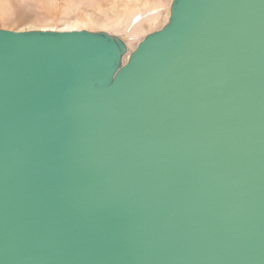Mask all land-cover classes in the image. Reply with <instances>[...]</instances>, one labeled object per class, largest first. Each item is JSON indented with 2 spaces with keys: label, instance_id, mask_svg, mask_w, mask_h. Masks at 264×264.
<instances>
[{
  "label": "water",
  "instance_id": "water-1",
  "mask_svg": "<svg viewBox=\"0 0 264 264\" xmlns=\"http://www.w3.org/2000/svg\"><path fill=\"white\" fill-rule=\"evenodd\" d=\"M128 52L0 28V264H264V0Z\"/></svg>",
  "mask_w": 264,
  "mask_h": 264
},
{
  "label": "rangeland",
  "instance_id": "rangeland-1",
  "mask_svg": "<svg viewBox=\"0 0 264 264\" xmlns=\"http://www.w3.org/2000/svg\"><path fill=\"white\" fill-rule=\"evenodd\" d=\"M172 1L0 0V28L60 30L77 24L78 30L107 31L122 38L126 34L131 52L145 36L168 22Z\"/></svg>",
  "mask_w": 264,
  "mask_h": 264
},
{
  "label": "bare ground",
  "instance_id": "bare-ground-1",
  "mask_svg": "<svg viewBox=\"0 0 264 264\" xmlns=\"http://www.w3.org/2000/svg\"><path fill=\"white\" fill-rule=\"evenodd\" d=\"M78 25L76 24V25H73V26H70V27H68V28H66V29H58V31H64V30H78ZM43 30H55V29H48V28H43ZM105 32H107V31H105ZM133 33V32H132ZM111 34V33H110ZM113 35H115V34H113ZM125 36V37H124ZM127 35L126 34H123V39L126 41V37ZM128 39V38H127ZM130 41V40H129ZM126 43H127V45H128V47H129V51H130V49H131V46H130V44H129V42L128 41H126ZM129 53V52H128ZM127 53V54H128ZM126 54V55H127ZM125 55V56H126ZM129 56V55H128ZM124 59H125V57H124ZM126 61V60H125Z\"/></svg>",
  "mask_w": 264,
  "mask_h": 264
}]
</instances>
